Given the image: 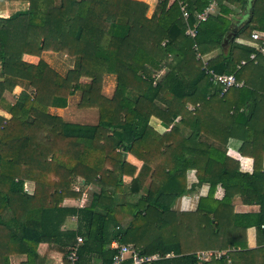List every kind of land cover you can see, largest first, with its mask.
<instances>
[{"label":"trees","instance_id":"16d2710c","mask_svg":"<svg viewBox=\"0 0 264 264\" xmlns=\"http://www.w3.org/2000/svg\"><path fill=\"white\" fill-rule=\"evenodd\" d=\"M6 1L29 8L0 17V111L10 115H0V264H12L13 257H24L21 264H46L38 253L42 244L62 253L63 264H70L72 248L77 264H112L113 241L147 256L175 255L151 264H196L194 253L204 245L223 249L216 237L226 228L228 209L232 214V198L239 195L245 205L264 211V55L251 39L254 31L264 32V0H253L250 19L236 25L227 54L207 63L202 58L222 48L233 26L232 7L243 13L250 0H216L218 13L202 23L197 15L213 0H175L171 6L160 0L151 17L148 5L135 0ZM181 5L190 14L187 21ZM196 24L191 38L187 27ZM46 53L74 65L63 76L42 59ZM25 56L39 61L29 63ZM209 71L234 74L243 85L222 94ZM110 75L116 87L108 98L102 89ZM17 87L23 90L11 103L6 95ZM77 92L80 109L98 112L96 125L50 113L66 109ZM244 100L252 101L248 114L241 113ZM208 111L224 119L226 128L207 122ZM44 126L55 133L50 145L40 141ZM240 136L244 149L257 151L241 153L253 158L252 174L242 173L227 155L228 140ZM129 154L143 163L139 171L127 162ZM192 170L209 193L195 212H177L172 219L176 201L198 186L188 187ZM26 182L34 184L31 193ZM219 183L226 190L220 203L214 199ZM76 185L93 187L88 204L63 206L82 197L83 187L77 192ZM73 217L78 227L67 230ZM78 237L83 243L77 247ZM243 250L229 252L231 264L245 254L255 259L257 251ZM225 258L214 256L206 264H227Z\"/></svg>","mask_w":264,"mask_h":264},{"label":"crops","instance_id":"0c3cea01","mask_svg":"<svg viewBox=\"0 0 264 264\" xmlns=\"http://www.w3.org/2000/svg\"><path fill=\"white\" fill-rule=\"evenodd\" d=\"M135 1L143 2V3L147 4L149 7L148 17H151L156 5L158 4V2L160 0H135ZM174 1L175 0H170L169 6H171ZM252 2H253V0L249 1L248 6L243 11V13L240 10H238L236 8V6L232 7V9H235V11H237L236 15L233 16V19H234L233 26H232L230 32L226 35L222 48L220 50H216V51L209 53L206 56H204L202 58L204 63H207L208 61L218 57L222 53L227 54L229 44H230V42H233V40L235 38L234 32L236 31V25L243 24V23L249 21V19H250ZM28 8H29V5H28V3H25V2H20V1L8 2L6 0H0V17L8 18L13 13L15 14L16 12L26 11ZM217 13H218V8L216 6L211 15H215ZM46 54L47 55L66 57V56L57 55L54 53H46ZM25 58L34 59L36 57L25 56L24 60H25ZM38 61H39V59H38ZM72 67L73 66H71L69 69H71ZM166 74H167V70H164L159 74L158 78L160 79V78L164 77V75H166ZM113 77H111V75H110V76H106L104 79V85H103L102 93L104 96H106L108 98H111L113 96V93H114L115 87H116L115 77L114 78ZM84 80H86V81H84ZM110 80H112L111 83H110ZM81 82L86 84V83H89V80L82 79ZM17 88L16 89L19 90L21 93L23 88H21V87H17ZM19 91H17V92H19ZM17 92L15 93V94H18V95H16V98L20 94ZM213 92H214V89H210L209 95H212ZM77 93H80V98H81V92H77ZM9 94L13 95L14 93H8V95ZM70 99H69V105H70ZM251 102H252L251 100H248V101L244 100L243 101V105L245 107L241 109V113L248 114L249 108L252 105ZM62 110L64 112L66 111L64 109L52 108L50 110V113L52 111L59 112ZM0 115L6 119L10 118V115L7 114L6 112L2 111V110L0 111ZM52 115L62 117L66 122L74 123L72 121L65 119L64 115H61V114H52ZM230 115H232V113ZM205 120L207 122L215 125V126L217 125L221 129H224L227 126V124H225V122L223 121L224 119H222V118L218 119V117H216V115L210 111H208V113L206 114ZM97 123H98V120H97ZM97 123H95V122L94 123H84L83 125H96ZM78 124H82V123H78ZM151 124L154 127H156L158 130H160V132H162V133L166 131V129L163 126H161L160 122L156 119H152ZM225 132H228V131L225 130ZM186 133H188V132H186ZM54 135H55V133L52 129H50L48 126H44L42 129L41 135H40V141L42 143H44L45 145H50L53 138H54ZM244 141L245 140H244L243 136L230 138L228 140V145L226 148L227 149V155L231 159H234L235 161L239 162L240 171L242 173L252 174L254 172V169H255L253 158L247 157V156H244L241 154L243 149H244ZM244 150H245V152H248V153L257 152L252 147H249L248 149H244ZM127 162L132 164L133 166H135L138 171L143 166V163L141 161H139L138 159H136L134 156H132L130 154L127 156ZM262 166H263V170H264V160H263ZM130 181H131V178H129V177L124 178V182L126 184H128ZM80 184L82 185L83 183L80 182ZM25 185H27L33 191L34 184L32 182H26ZM195 185H198V179L196 177V171L192 170L188 173V187L195 186ZM93 190H94L93 187H90V186L83 187V193H85V192L89 193L88 194L89 196H87L85 201H84L83 197H81L80 199H74V200L69 199V200L64 201L63 206L74 207V208L85 207L88 204L87 203L89 201L88 199L90 198V195L92 194ZM209 190H210L209 185H198L196 187V190H194L191 195L183 196L182 198H180L176 201V203L173 205L172 210H170V213L172 215H171V217L170 216L169 217L172 219L174 217L176 218L177 212H192V213L195 212L197 210L200 199L207 197ZM225 195H226V190L222 186V184L219 183L215 192H214L215 201H217L219 203L222 202L223 199L225 198ZM82 196H83V194H82ZM229 208L231 209L232 214H230V210L228 209V211H229L228 214L223 216L224 217L223 220H224V223L226 225V228L222 232V234H220V237H216V239L219 240V242L221 243V245L219 247H221V248L223 247L221 252L217 251L216 249L214 250V247L212 246V242H211L210 244H207L208 248L204 245L203 250L195 252L194 255H196L198 257V255L205 253V252L225 253L227 256V258H225L226 263L231 264L229 252L244 251L243 249L246 248V250H248V251H253V252L257 251L256 252L257 255H254L255 259H253L252 257H249V255L245 254L240 259H237L235 261V264H254V263L264 264L263 253L260 252V250L264 249V211L261 210V206L256 205V204L245 205L242 201L241 196L236 195L234 198L231 199V203L229 205ZM173 223H174V221H173ZM215 224H216V222L214 223V225ZM259 225H260V227H259ZM77 227H78V221L75 217L68 219V221L65 224V228L67 230H75V229H77ZM209 232H211V231H209ZM179 235H180L179 232H177L178 239H179ZM212 235H213L212 233L208 234V236H207L208 240H210ZM233 243H236V244H233ZM233 245H238V246L234 247ZM38 253H39L40 257L46 258V264H63V254L52 251L48 247V245H46V244H42L39 246ZM25 260L26 259L24 257H13L11 259V263L12 264H21ZM210 261H211V259L209 261H206V260H201L198 258L196 260V264H206V262H210Z\"/></svg>","mask_w":264,"mask_h":264},{"label":"built area","instance_id":"2783aa9c","mask_svg":"<svg viewBox=\"0 0 264 264\" xmlns=\"http://www.w3.org/2000/svg\"><path fill=\"white\" fill-rule=\"evenodd\" d=\"M217 6L216 0H213L210 6L205 9L202 13H199L197 15V21L198 23H202L207 21L209 16L212 14L214 8ZM181 11L183 14V18L187 21L190 14L186 8V5H181ZM196 27L197 24L193 27H187L186 35H188L191 38L196 37ZM251 39L253 42H255L256 49L259 51V54L264 55V32L263 31H254L251 35ZM194 49L197 50V46H194ZM252 60L256 58V54H252L250 57ZM210 75V81L219 87H222V94L227 93L231 88H240L242 87V83H238L236 80V77L234 74L231 73H225V74H217L212 71L208 72ZM75 191L79 192L81 191L80 187H75ZM83 198L86 199L87 195L83 193ZM83 243V238L78 237L77 238V247ZM111 248L116 250V254L113 258L112 264H151L155 261H159L162 258L163 259H171L175 257V255L171 252L168 253L165 257H161L160 255H143L139 250L135 249L133 246L129 245H123L120 244L118 241H113L111 244ZM225 253H211V252H205L200 255H198V258L201 260L209 261L214 256L216 258H221L225 256ZM68 260L70 261V264H77L78 263V253L77 248L70 249Z\"/></svg>","mask_w":264,"mask_h":264},{"label":"rangeland","instance_id":"374dc122","mask_svg":"<svg viewBox=\"0 0 264 264\" xmlns=\"http://www.w3.org/2000/svg\"><path fill=\"white\" fill-rule=\"evenodd\" d=\"M42 59L47 61L56 71L61 73L63 76L66 75V72L68 71V69L71 66L74 65L72 59L67 58V57H61V56H55V55H47L46 54L44 57H42ZM25 61H27L29 63H33V64L36 63L37 64L38 63V58H34V59L25 58ZM111 77H113V76H111ZM84 81H86V80H84ZM111 82H112V80H110V83ZM103 85H104V80H103ZM17 89H15V91L13 92L14 93L13 95H10V94L8 95L7 94V99L11 103L16 101V99H17L16 95H18V94H15L17 91H19ZM17 93H20V91L17 92ZM70 98H71L70 99V105L67 107V109H64V110H66L65 112L62 110V111H59V112L52 111L51 113L52 114L64 115L65 119H67L69 121H72L74 123H82V124H84V123H94V122L97 123V120H98V112L97 111H95L94 109H92V110L80 109L78 107V103L80 102V93H76L74 96H72ZM40 135H41V133H40ZM76 187H78V185H76ZM25 189H26V191H28L30 193L32 192V190L27 185H25ZM84 194L89 196L88 195L89 193H87V192H85ZM84 201H85V199H84Z\"/></svg>","mask_w":264,"mask_h":264}]
</instances>
